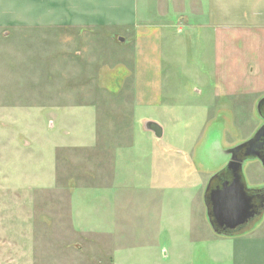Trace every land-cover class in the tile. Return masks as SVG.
I'll use <instances>...</instances> for the list:
<instances>
[{
    "label": "rangeland",
    "instance_id": "374dc122",
    "mask_svg": "<svg viewBox=\"0 0 264 264\" xmlns=\"http://www.w3.org/2000/svg\"><path fill=\"white\" fill-rule=\"evenodd\" d=\"M57 1L0 0V264H233L232 240L213 232L203 196L226 149L262 124L264 37L237 44L250 71L220 77L219 46L197 30L186 46L177 32L185 1L137 0L138 19L168 8L174 26L162 44L161 102L133 104L122 27L50 26L65 8ZM125 10L99 5L116 19ZM146 118L160 137L141 131ZM242 174L248 188L264 186L257 159Z\"/></svg>",
    "mask_w": 264,
    "mask_h": 264
},
{
    "label": "crops",
    "instance_id": "0c3cea01",
    "mask_svg": "<svg viewBox=\"0 0 264 264\" xmlns=\"http://www.w3.org/2000/svg\"><path fill=\"white\" fill-rule=\"evenodd\" d=\"M120 1L128 10H125L116 19L106 11H99L102 0H58V4H63L65 8H62L59 13L57 12V15L55 13L50 26L93 29L98 27L99 23L102 26L118 24L124 31L122 33L124 37L123 40L117 41V44L121 46L122 42L124 43V40L128 39L125 44L132 46L131 69H125V72L131 77L133 76V104H157L161 102L158 90L163 70L162 44L165 43V40L168 42L171 39L174 26L171 15H169L171 14L170 10L167 8L159 14L160 18L157 21L146 18L138 19L134 15L137 0H118V3ZM183 1L187 3V8L176 9V12L180 23L177 32L182 33L184 29L186 30L184 44L190 45L193 38L192 31L197 30L196 38L199 41H203L204 44L209 41L211 45L219 46L217 62L214 67L215 73L218 72L219 75L224 68L223 77L237 76L238 73L243 76L249 68V62L244 59L246 61L239 63L237 44L241 43V46L247 47L248 50V47H252L251 44L256 40L255 36L262 35L264 37V0ZM144 11L143 9L139 13ZM151 12L153 13V11ZM223 17L231 22L229 24L222 23ZM222 76L220 74V77ZM50 111L60 119L59 110L51 109ZM147 120L151 119H144V123ZM143 121L141 120L140 124L141 131H150L144 128ZM108 191L114 190L110 188ZM203 204L205 208L204 196ZM115 213L117 215V210ZM114 217L115 215L108 211L103 219L107 220V223L108 221L114 222ZM251 225V228L240 234L229 235L232 240L233 264H264V212L260 219ZM9 259L10 256L7 255L5 261ZM12 259L15 261L13 257Z\"/></svg>",
    "mask_w": 264,
    "mask_h": 264
},
{
    "label": "water",
    "instance_id": "95a60500",
    "mask_svg": "<svg viewBox=\"0 0 264 264\" xmlns=\"http://www.w3.org/2000/svg\"><path fill=\"white\" fill-rule=\"evenodd\" d=\"M256 109L262 117V124L251 137L226 149L229 156L226 166L218 171L220 174L212 175L205 187L207 218L213 232L219 235H235L240 227L259 213L254 199L255 189L246 186L242 174V164L249 159H257L264 169V98L257 103ZM144 128L157 137L162 134L161 126L153 120L145 121ZM239 149L242 151L240 155L237 154Z\"/></svg>",
    "mask_w": 264,
    "mask_h": 264
},
{
    "label": "flooded vegetation",
    "instance_id": "af4514ba",
    "mask_svg": "<svg viewBox=\"0 0 264 264\" xmlns=\"http://www.w3.org/2000/svg\"><path fill=\"white\" fill-rule=\"evenodd\" d=\"M262 122H263V120H262ZM262 150H264V147H263V149ZM239 151H241V149H239L238 150V152H237V154H241L242 153V151L241 152H239ZM227 153V152H226ZM214 186L215 185H217V184H213ZM211 184H210V188H211ZM206 187V186H205ZM254 199H255V203H256V207H257V210H258V212L259 213H257L256 215H254V217H252V218H250L249 220H248V222H251L253 219H256V218H259V216L260 215H262L263 214V212H264V186H262L260 189H258V190H255L254 191ZM247 222V223H248ZM240 229V228H239Z\"/></svg>",
    "mask_w": 264,
    "mask_h": 264
},
{
    "label": "trees",
    "instance_id": "16d2710c",
    "mask_svg": "<svg viewBox=\"0 0 264 264\" xmlns=\"http://www.w3.org/2000/svg\"><path fill=\"white\" fill-rule=\"evenodd\" d=\"M219 173V172H218ZM221 173V172H220ZM219 173V174H220ZM218 174V175H219ZM217 175V176H218ZM262 186H258V187H255L254 189L255 190H258V189H260ZM261 217V215L259 216V218ZM256 219H258V218H256ZM254 221V219L251 221V222H248V223H246V224H244L242 227H240V229L239 230H237V233L236 234H240V233H242V232H244V231H246V230H248L249 228H251L252 227V225H251V223H254L253 222Z\"/></svg>",
    "mask_w": 264,
    "mask_h": 264
}]
</instances>
